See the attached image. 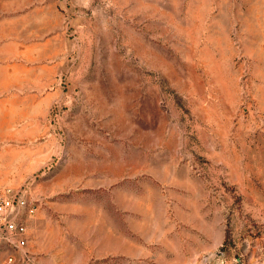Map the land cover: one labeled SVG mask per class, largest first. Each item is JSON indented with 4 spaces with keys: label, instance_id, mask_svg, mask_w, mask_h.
<instances>
[{
    "label": "rangeland",
    "instance_id": "1",
    "mask_svg": "<svg viewBox=\"0 0 264 264\" xmlns=\"http://www.w3.org/2000/svg\"><path fill=\"white\" fill-rule=\"evenodd\" d=\"M0 66V264H264V0H0Z\"/></svg>",
    "mask_w": 264,
    "mask_h": 264
},
{
    "label": "built area",
    "instance_id": "2",
    "mask_svg": "<svg viewBox=\"0 0 264 264\" xmlns=\"http://www.w3.org/2000/svg\"><path fill=\"white\" fill-rule=\"evenodd\" d=\"M27 206L22 187H0V251L8 249L17 252L27 248L29 233L22 220V211ZM14 260L16 256L9 255L5 264H14Z\"/></svg>",
    "mask_w": 264,
    "mask_h": 264
},
{
    "label": "crops",
    "instance_id": "3",
    "mask_svg": "<svg viewBox=\"0 0 264 264\" xmlns=\"http://www.w3.org/2000/svg\"><path fill=\"white\" fill-rule=\"evenodd\" d=\"M3 68H4L3 66L2 67L0 66V72H1V70H3ZM5 85H6V82H4L3 80L1 81V79H0V93H4L6 91L9 93H13V92L15 93L14 88L10 85V82H9L8 86L12 87L11 90L8 89V86L6 88Z\"/></svg>",
    "mask_w": 264,
    "mask_h": 264
}]
</instances>
